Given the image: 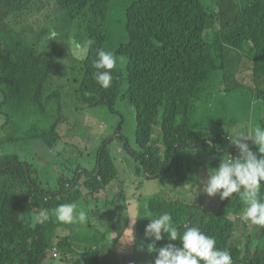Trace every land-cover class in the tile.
Segmentation results:
<instances>
[{
	"label": "trees",
	"instance_id": "obj_1",
	"mask_svg": "<svg viewBox=\"0 0 264 264\" xmlns=\"http://www.w3.org/2000/svg\"><path fill=\"white\" fill-rule=\"evenodd\" d=\"M33 1L0 0V27H6L9 17L29 10ZM108 1L55 0L73 20H82L88 40L93 41L83 58L84 73L79 86L82 100L90 106L105 105L114 113L123 75L112 69L113 79L107 88L95 80L93 61L97 50L108 42V36L99 26L81 18L84 13H91L94 19L104 18ZM222 6L214 14L208 13L201 0H136L127 8L129 41L116 50L127 57L128 86L121 96L128 98L136 111L135 140L141 149L143 167L136 171H143L147 178L167 176L172 185H191L190 171L198 173V166L191 164L196 156L204 153V163L217 168L221 155L232 148L227 133L211 131L213 134H210V131L192 128L193 106L200 98L203 84L215 70L230 66L233 74L240 73L244 56L247 57L254 82L241 84L253 101L247 112L252 114L250 108L256 100L264 99V0H247L241 4L235 24L233 1L224 0ZM210 19H217L219 28L214 30L212 41H207L204 32ZM7 32L6 27L5 35H0V114L5 116V124L22 131L25 140L40 141L53 148L61 139L58 126L63 121L61 93L50 91L56 58L52 53L39 52L22 35ZM53 103H58L55 108L58 116L49 125H23L32 112L44 113L47 105ZM160 111L162 116L157 120ZM219 124L224 126L221 119ZM259 125L264 127V115ZM117 136L123 138L119 132ZM16 140L8 139L11 143ZM110 142L109 138L105 139L97 151L98 173L96 170L87 180L91 193L104 189L117 176L114 157L108 148ZM123 143L125 146V139ZM2 148L0 144V151ZM216 155L220 158L212 157ZM5 156L0 154V264H43L48 249L53 247L59 223L51 215L37 220L34 212H46L60 203L81 199L86 192L80 186L71 185L62 173L57 184L46 189L36 177L27 176L31 173L27 161L17 155L14 158L18 162L5 161ZM177 162H180V172L171 173ZM72 182L77 183L76 177ZM261 197L264 198V185ZM216 202L217 208L209 210L199 204L169 202L164 197L153 196L139 205V210L156 215L171 214L179 234L185 231V226L200 228L215 238L218 249L230 253L232 264H264V226L241 231L237 225L241 231L237 232L236 220L246 207L239 194ZM231 215L236 218L232 220ZM243 225L247 229L245 222ZM113 228L118 235L122 234L125 228L122 219L114 218ZM234 231L235 243L232 242ZM162 235L165 238L155 242L157 250L168 243L181 246L179 240L169 241L166 234ZM56 245L59 251L71 250L68 237ZM154 253L158 255L157 251ZM59 257L66 260L61 252L53 258ZM96 257V254L86 260L77 257L70 264H99Z\"/></svg>",
	"mask_w": 264,
	"mask_h": 264
},
{
	"label": "rangeland",
	"instance_id": "obj_2",
	"mask_svg": "<svg viewBox=\"0 0 264 264\" xmlns=\"http://www.w3.org/2000/svg\"><path fill=\"white\" fill-rule=\"evenodd\" d=\"M135 1L109 0L104 18L94 19L91 13L88 15L84 13L81 16L83 20H90L89 22L99 26L107 34L108 42L103 49L112 51L117 57L115 69L123 75V81L114 103V113L105 105L90 106L81 98L79 86L84 73L83 58L88 50L83 49L88 36L81 19L73 20L68 11L60 8L55 0H34L29 10L6 20L8 35H22L39 52L54 54L57 62L50 91L61 93L63 121L58 126L61 139L54 148H49L40 141L25 140L22 131L14 130L11 124H5L6 118L0 114V144L3 147L0 154H14L27 161L31 167V173L27 176L36 177L46 189L57 184L58 175L62 171L70 173L77 167L93 169L97 151L107 138L111 140L108 148L117 168L116 178L107 188L100 191V194L94 196L89 192L85 197L71 201L88 212L87 223L58 222L53 213L56 207L47 210L46 214L43 211L34 212L37 220L42 221L51 215L59 223L53 245L64 237H68L71 244L70 251L58 249V254L61 252L66 258L65 261L60 257H51L52 251L48 249L43 264H70L77 257L86 260L92 254L97 255L99 264H154L152 252L147 251V244L153 241L146 240L144 233L149 218H156L158 215L140 212L139 205H144L150 197L161 196L168 201L199 204L209 210L217 208L216 196L210 197L201 191V181L207 177L209 171L216 168L213 164L204 163V153L191 161L193 166H198V173L191 171L189 173L193 185L175 186L168 182L167 176L147 178L143 171L140 173L136 171L143 168L140 163L141 149L135 140L136 111L128 98L121 96L128 86L127 57L116 52L121 44L129 41L126 13L127 8ZM223 1L201 0L209 14H214L216 10L221 11ZM232 1L236 6V12L232 15V22L235 21L233 23L235 24L239 6L247 0ZM6 27H0V35H5ZM217 28H219L217 19L214 21L210 19L204 32L207 41H212L214 30ZM53 32L56 33L54 39ZM253 83L251 62L245 56L240 73L233 74L230 66L215 70L203 84L200 98L193 106L192 128L207 130L210 134L214 131L232 135L236 130L259 125V119L264 115V99L256 100L258 102L250 108L252 114L248 113L249 103L253 101L249 97L250 92L241 87V84ZM57 107L58 103H53L47 105L44 113L32 112L24 120L23 125L30 126L36 123L49 125L58 116L55 110ZM161 116L160 111L157 120H160ZM219 119L223 121L224 126L219 124ZM154 128L156 130L157 126ZM118 132L123 138L117 136ZM10 137L17 138L16 142H9ZM123 139L126 141L125 146ZM212 157L220 158L218 155ZM172 162L173 160L170 164ZM179 172L180 162H177L172 166L171 173ZM83 180L84 178L81 181ZM82 189L88 191L83 186ZM114 217L122 219L124 227L126 221L129 223L120 235L114 231ZM235 218V215H231L232 220ZM240 219L245 222L247 229ZM237 225L241 231H248L253 223L240 216L236 220L235 231L241 232ZM131 231L133 240L127 241ZM235 231L233 243L237 237Z\"/></svg>",
	"mask_w": 264,
	"mask_h": 264
},
{
	"label": "clouds",
	"instance_id": "obj_3",
	"mask_svg": "<svg viewBox=\"0 0 264 264\" xmlns=\"http://www.w3.org/2000/svg\"><path fill=\"white\" fill-rule=\"evenodd\" d=\"M55 36L56 33L53 32L52 38L54 39ZM92 44L93 41L88 40L83 49L87 50ZM116 65L117 57L112 51L103 48L97 50L92 66L96 70L94 78L102 87L110 86L113 79L111 70L116 71ZM227 136L233 146L226 154L221 155L219 166L209 171L207 177L201 181V191L210 197L216 196V201L220 202L229 199L234 193L239 194L246 205L241 214L243 219L253 223V226H264V198L261 197V187L264 185V127L257 125L239 129L232 135L227 133ZM7 160H16L14 154H6L5 161ZM98 169L96 159L95 166L91 170L77 167L70 173L65 171L61 173L71 185L80 186V188L83 186L87 189L88 191H85L87 195L90 192L87 180L95 175L96 170L98 173ZM75 177L77 183L72 182ZM82 178H84L83 181H81ZM193 184L192 182L191 185ZM140 212L146 213L145 211ZM53 213L58 222L66 224H85L89 221L88 212L71 201L58 204ZM128 225L127 221L125 228ZM144 234L146 240L153 241L147 244V251L152 252L155 258L154 264H232L230 253L227 250L218 249L215 238L206 235L196 226H185V231L179 234L173 224L171 214L167 212L156 218H149ZM162 234H166L169 241L179 240L181 246L168 243L157 250L155 242L165 238ZM132 240L131 231L127 241ZM50 249L52 251L50 256L55 257L58 254L57 245H53ZM154 251L158 252L157 256Z\"/></svg>",
	"mask_w": 264,
	"mask_h": 264
},
{
	"label": "crops",
	"instance_id": "obj_4",
	"mask_svg": "<svg viewBox=\"0 0 264 264\" xmlns=\"http://www.w3.org/2000/svg\"><path fill=\"white\" fill-rule=\"evenodd\" d=\"M111 184V183H110ZM110 184H108L105 188H107ZM117 190H119V188H117ZM102 191V190H101ZM94 196H95V194L96 195H98V194H100V192H96V193H92ZM107 201V200H106Z\"/></svg>",
	"mask_w": 264,
	"mask_h": 264
}]
</instances>
